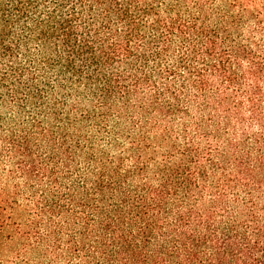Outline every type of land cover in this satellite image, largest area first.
Here are the masks:
<instances>
[{
	"label": "trees",
	"instance_id": "trees-1",
	"mask_svg": "<svg viewBox=\"0 0 264 264\" xmlns=\"http://www.w3.org/2000/svg\"><path fill=\"white\" fill-rule=\"evenodd\" d=\"M0 264H264V0H0Z\"/></svg>",
	"mask_w": 264,
	"mask_h": 264
}]
</instances>
